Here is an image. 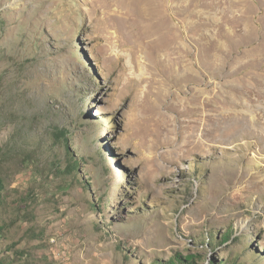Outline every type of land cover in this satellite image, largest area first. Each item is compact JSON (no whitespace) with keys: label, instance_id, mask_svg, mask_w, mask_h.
<instances>
[{"label":"rangeland","instance_id":"1","mask_svg":"<svg viewBox=\"0 0 264 264\" xmlns=\"http://www.w3.org/2000/svg\"><path fill=\"white\" fill-rule=\"evenodd\" d=\"M0 264H264V0H0Z\"/></svg>","mask_w":264,"mask_h":264}]
</instances>
